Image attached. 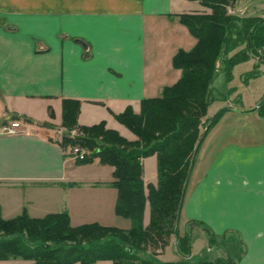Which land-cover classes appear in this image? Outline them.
Here are the masks:
<instances>
[{
    "label": "crops",
    "instance_id": "0c3cea01",
    "mask_svg": "<svg viewBox=\"0 0 264 264\" xmlns=\"http://www.w3.org/2000/svg\"><path fill=\"white\" fill-rule=\"evenodd\" d=\"M242 2L236 8L245 17ZM209 11L198 0H0V217L66 211L72 226L116 227L114 167L77 165L63 149L62 102L80 101L79 125L105 122L135 139L115 114L138 113L143 99L180 79L173 57L197 42L181 15ZM255 92L251 101L227 93L210 103L208 117L225 110L199 146L181 207L185 227L224 251L216 264H264V115L255 108L264 86ZM15 120L25 132L1 131Z\"/></svg>",
    "mask_w": 264,
    "mask_h": 264
},
{
    "label": "trees",
    "instance_id": "16d2710c",
    "mask_svg": "<svg viewBox=\"0 0 264 264\" xmlns=\"http://www.w3.org/2000/svg\"><path fill=\"white\" fill-rule=\"evenodd\" d=\"M198 1L211 12L181 15L197 42L191 50H179L173 57L174 66L182 71L180 79L167 86L160 96L143 99L138 113L128 107L115 114L118 121L134 132L135 139L129 140L107 129L105 122L79 125L80 101L64 99L62 102L61 125L67 129L78 128L84 136L75 139L64 136L60 145L66 149L80 144L96 150L94 154L103 163L114 167L112 185L118 190L115 212L132 218L131 228L98 223L72 226L66 211L41 218L30 217L26 212L12 219L0 217V260L24 258L32 260V264H94L100 260H111L112 264H158L140 257L138 252H146L149 246L161 249L171 236H179L185 182L195 149L204 134L200 130L202 119L210 103L221 95L216 85L218 75H223L226 85L236 62L249 54L264 59V18L229 14L227 5L236 0ZM243 42H246L245 50L241 48L230 55ZM220 58L221 70L217 69ZM227 93L231 91L228 89ZM258 109L264 115V102ZM224 110L216 113L212 124ZM50 116L53 117L52 110ZM151 155L157 158V183L145 185L142 160ZM91 156L89 153L78 161H88ZM147 202L149 220L144 223ZM181 238L184 240L185 235Z\"/></svg>",
    "mask_w": 264,
    "mask_h": 264
},
{
    "label": "rangeland",
    "instance_id": "374dc122",
    "mask_svg": "<svg viewBox=\"0 0 264 264\" xmlns=\"http://www.w3.org/2000/svg\"><path fill=\"white\" fill-rule=\"evenodd\" d=\"M236 1L231 2L229 5H227V11L231 15L239 16L238 10L236 8ZM241 6L247 7V10L244 13L245 17H248L250 15H257V14L264 16V0H243ZM210 12L211 11L206 13H210ZM239 48L245 50L246 42H243ZM237 49H234L233 51H237ZM217 69L221 70V58L217 62ZM219 83H220L219 81L216 83V85L220 87L219 94L221 95H223L224 93L226 94L227 93L226 87H223L222 84ZM229 83H230L229 85L233 87V91L231 92V95L234 94L239 95L238 103L241 102L240 101L241 95H243L245 99H248V101L253 100L256 97L255 90L260 86H264V59L258 58L254 54H249L248 57L236 62L232 67V77ZM220 101H223V99L221 100L215 99L214 105L219 103ZM211 118L212 117H208L206 115L202 119V124L200 126L201 131H204L206 124L209 122ZM118 122L121 125H123L122 126L123 135L129 138L135 136L134 132L128 126L122 124L120 121ZM64 136L75 139L77 137L84 136V134L78 128L67 129L66 127H64L63 129H61V132L59 133V139H62ZM75 146H80L81 148H83L86 151L87 156L89 155V153L92 154L91 159L88 161L81 162L78 161L77 159V161H75L77 165L88 166L92 163H94L93 164L94 166L110 165L103 163L100 157L94 154L96 150H88L82 147L80 144H76L73 147ZM73 147L69 145L65 150L71 155H73L72 153ZM73 157L75 156L73 155ZM155 157L156 155L145 157L144 158L145 163H143L142 160V168H143L142 174L146 181L153 182L157 178V168H156L157 159ZM145 180L144 183L146 182ZM149 211H150L149 203L147 202L144 211V223H146L149 219ZM119 216H120L119 218L120 223L116 227L120 229L131 228L133 224L132 218L121 215ZM178 235H179L178 237L176 235L171 236V238L168 241V244L165 247H161L160 249V248H155L153 246H149L146 252L143 253L138 252V255L142 258L151 259L158 264L178 263L181 261L185 262L186 264H215L217 258L224 253V251L221 250L217 244L215 243L211 244L209 242L208 235L205 232H203L199 228L198 229L193 228L192 226L185 227V225L183 224V220L178 221ZM184 235H185V239L183 240L181 237H183ZM101 261L110 262V264L112 263L111 260H101Z\"/></svg>",
    "mask_w": 264,
    "mask_h": 264
},
{
    "label": "built area",
    "instance_id": "2783aa9c",
    "mask_svg": "<svg viewBox=\"0 0 264 264\" xmlns=\"http://www.w3.org/2000/svg\"><path fill=\"white\" fill-rule=\"evenodd\" d=\"M1 131L4 132V133L14 134V133H19V132H25L26 130L22 126L20 121L15 120V121H12L8 125L2 126L1 127ZM72 153L75 156V158L78 159V160H83L87 156L86 151L83 148H81L80 146L73 147Z\"/></svg>",
    "mask_w": 264,
    "mask_h": 264
},
{
    "label": "water",
    "instance_id": "95a60500",
    "mask_svg": "<svg viewBox=\"0 0 264 264\" xmlns=\"http://www.w3.org/2000/svg\"><path fill=\"white\" fill-rule=\"evenodd\" d=\"M263 102H264V100L260 101V102L258 103L257 107H255V108H258ZM215 115H216V114H215ZM215 115L211 118L210 123L207 125V127H206L205 130H204V134H203L202 139H201V140L199 141V143L197 144V147H196V149H195V152H194V155H193V158H192V163H191V166H190V170H189L188 178H187V180H186V182H185V190H186L187 184H188V182H189V178H190L191 172H192V170H193V166H194V163H195V157H196V154H197V152H198L199 146H200L202 140L204 139L205 135L207 134V131H208L210 125H211L212 122L214 121V119H215ZM185 190L183 191V198H182L183 200H184V197H185ZM183 200H182V204H183ZM180 212H181V211H180ZM127 248H128V251H131V246H128Z\"/></svg>",
    "mask_w": 264,
    "mask_h": 264
}]
</instances>
